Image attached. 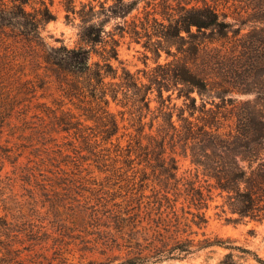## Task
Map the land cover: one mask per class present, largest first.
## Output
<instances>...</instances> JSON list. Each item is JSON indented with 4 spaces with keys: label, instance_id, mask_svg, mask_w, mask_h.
<instances>
[{
    "label": "trees",
    "instance_id": "16d2710c",
    "mask_svg": "<svg viewBox=\"0 0 264 264\" xmlns=\"http://www.w3.org/2000/svg\"><path fill=\"white\" fill-rule=\"evenodd\" d=\"M60 2L66 21L79 20L74 46L45 40L40 26L55 15L44 0H0V42H25L45 69L69 77L65 93L77 110L75 123L92 121L107 137L101 151L95 152L84 140L89 154L79 150L74 156L52 150V142L40 141L42 149L27 160L25 181L30 182L36 171H45L51 174L45 180L51 181L53 189L68 190L63 186H69L78 190L71 220L58 218L59 234L68 237L76 231L72 237L78 240L79 250L105 256V262L91 260L89 264L183 261L217 247L228 251L215 264H241L239 259L246 255L264 264V258L254 251L204 231L199 236L197 230L208 221L206 209L213 191L223 198V212L236 215L235 221L264 219V94L239 90L254 97L238 101L231 95L235 88L230 80H209L198 65L208 44L230 39L232 54L237 45L233 37L240 29L225 20L229 15L219 8V0ZM257 5L262 9L264 3ZM254 19L264 23V8ZM126 36L156 56L157 73L151 81L157 89L154 117L161 122L156 134L137 128V135L123 146L119 137L112 140L120 126L109 104L113 101L126 107L129 100L124 89L139 88L133 75L116 74L110 59L117 58L119 42ZM161 51L173 60L158 62ZM93 54L100 59L93 60ZM163 90L170 93L164 96ZM175 90L180 105L172 102ZM130 98L135 104L145 96L133 92ZM8 118L9 113L0 112V126ZM64 123L66 131L77 127L69 120ZM32 135L40 137L41 133ZM107 143L113 146V156ZM176 145L189 157L193 170L178 172ZM7 158L17 165L18 157ZM95 171L103 173V178ZM4 188L0 176V264H24L20 256L25 247H19L25 241L23 235L33 246L51 234L46 225L31 219H25L24 228L23 220L14 216ZM81 188L89 194L83 196ZM42 190L48 191L44 186Z\"/></svg>",
    "mask_w": 264,
    "mask_h": 264
},
{
    "label": "rangeland",
    "instance_id": "374dc122",
    "mask_svg": "<svg viewBox=\"0 0 264 264\" xmlns=\"http://www.w3.org/2000/svg\"><path fill=\"white\" fill-rule=\"evenodd\" d=\"M44 1L55 15L54 19L43 22L40 26L45 40L57 45L61 42L67 46L76 45L79 20L75 19L73 22L65 20V10L60 0H53L52 4H50V0ZM219 3V8L229 15L225 20L232 22L235 28L240 29L238 34L233 37L237 45L232 54L230 50L233 43L230 39L208 44L203 52L202 60L198 61L201 75L209 80H222V82L224 79L220 78L230 80L235 88L234 91H231V95L238 101L254 97L253 93L240 92L239 90H253L264 94V23L254 19V16L263 13L264 5L261 9L257 4H263L264 0H219ZM27 9H31L30 6H27ZM111 25L112 22L107 28H110ZM129 40L128 36L121 39L117 47V58L110 59V63L116 69V74L133 75L139 88L138 90L124 89L127 93L126 98L129 100L126 107L113 101H110L109 104V110L115 115L120 126L112 140L116 142V137H119L123 146L129 138L137 135V128L144 127V133L156 134L158 123L161 122L160 118L157 120L154 117L157 114V89L156 84L151 81L152 76L157 73L156 56L150 50L144 49L140 43ZM212 47L216 49L211 50ZM33 55V50L21 40L0 42V112L9 113L7 122L0 126V176L5 184L4 192L8 196L14 216L23 220L24 228L25 219H31L35 223L46 225L51 234L45 241L38 244L35 242L33 246L23 235L25 241L19 247H25V249L20 257L25 259L24 264H89L91 260L105 262V256L100 255L97 251L78 249L80 246L77 243L78 240L72 237L76 236V231L71 232L72 236L69 235L70 237H63L59 234L60 221L58 218L65 217L66 220H71L73 214L71 208L76 203L74 199L79 198L76 193L78 190L73 191L69 186H63L68 190L62 189L61 186L53 189L50 187L51 181L48 183L49 180H45L51 174L43 170V174L36 171L35 176L30 177V182L25 181L27 160L33 158L32 153L42 149L41 142H52L49 144L52 150H59L64 154L69 153L74 156L79 150L81 154H89L85 148L84 140L89 142L87 146L98 152L103 148V142L107 138L106 134L99 131L92 121L82 122L81 125L75 123L77 110L73 108L65 93L69 77L64 78L63 75H57L60 73L45 69L40 58L37 57L36 60ZM99 59L97 55L93 54V60ZM172 60V56L167 57L166 53L161 51L158 62L165 63ZM115 80L119 81V79ZM133 92L143 94L145 99H140L132 104L130 95H133ZM168 93L170 91L163 90L164 96ZM176 94L175 90L171 95L172 102L180 105L182 100L176 98ZM68 110L69 112L65 113ZM69 113H74L75 117ZM65 120H69L71 124L75 123L74 125L78 128L72 127L67 131L63 130L62 128L66 126ZM85 124L90 127L85 128ZM34 131H39L40 137L31 136ZM123 133L124 136H122ZM142 142H146V139L143 138ZM106 146L110 147V156H113V146L109 143ZM174 151L179 167L178 172L193 170L189 157L180 153L178 145ZM8 156L12 159L18 157L16 166L9 162ZM122 158V156L119 157L121 161ZM30 164L33 165V162ZM52 170L61 175L58 167H53ZM95 173L101 178L104 176L103 173L99 174L97 171ZM43 186L48 191H43ZM79 190L83 196L89 194L82 188ZM212 195V200L208 202L206 209L208 221L205 227L197 229L199 236L204 231L212 237L218 236L231 240L233 244L246 247L264 258V219L260 222L235 221L236 215L231 214L228 210L223 212L221 207L223 198L217 194V191H213ZM55 203L57 205H51ZM59 213L61 216L58 217ZM30 245L32 249L28 250ZM227 251L217 247L212 251L204 250L188 260L149 264H215ZM234 253L240 254L238 251H234ZM65 258L66 261L61 262ZM239 262L241 264H257L250 255L239 259ZM110 264L116 263L111 262Z\"/></svg>",
    "mask_w": 264,
    "mask_h": 264
}]
</instances>
